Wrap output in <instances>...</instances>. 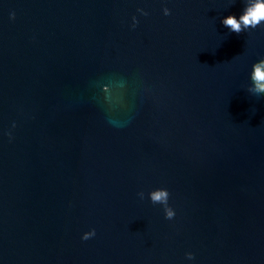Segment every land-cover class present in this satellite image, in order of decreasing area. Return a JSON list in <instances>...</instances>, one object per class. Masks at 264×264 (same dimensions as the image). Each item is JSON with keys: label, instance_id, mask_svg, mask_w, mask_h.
<instances>
[{"label": "water", "instance_id": "1", "mask_svg": "<svg viewBox=\"0 0 264 264\" xmlns=\"http://www.w3.org/2000/svg\"><path fill=\"white\" fill-rule=\"evenodd\" d=\"M242 6L0 0V264H264V26L220 23Z\"/></svg>", "mask_w": 264, "mask_h": 264}, {"label": "clouds", "instance_id": "2", "mask_svg": "<svg viewBox=\"0 0 264 264\" xmlns=\"http://www.w3.org/2000/svg\"><path fill=\"white\" fill-rule=\"evenodd\" d=\"M141 11L143 15L147 13ZM163 14L167 16L169 14V9L167 7L163 8ZM14 13L10 14V19H14ZM220 23L225 26L229 32L239 34L241 32H248L250 29H256L258 26H264V0H243V6L239 13H230L221 18ZM136 26V17H132V24L130 27ZM250 83L247 86V92L249 94L255 95L257 97L264 95V58H260L251 65V70L249 73ZM103 91L107 93L108 84L103 85ZM252 111H255L253 108ZM15 128V123L12 125ZM9 140H11V133H6ZM140 200L145 199V192L143 190L136 193ZM170 193L165 187H157L150 189L147 192V199L153 204H159L162 207L164 218L166 220H172L176 215L175 209L169 204ZM96 234L94 228L83 232L81 235L82 240H88ZM185 258L188 261L194 259V254L192 252H185Z\"/></svg>", "mask_w": 264, "mask_h": 264}]
</instances>
